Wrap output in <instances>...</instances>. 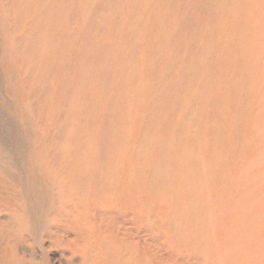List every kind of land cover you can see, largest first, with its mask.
<instances>
[{"label": "rangeland", "instance_id": "374dc122", "mask_svg": "<svg viewBox=\"0 0 264 264\" xmlns=\"http://www.w3.org/2000/svg\"><path fill=\"white\" fill-rule=\"evenodd\" d=\"M32 2L56 74L30 151L44 147L53 164L60 150L59 164L87 176L103 165L110 192L87 185L68 202L78 211L46 218L72 233L55 246L31 239L26 258L264 264V16L255 49L253 0ZM3 74L0 60L1 85ZM0 94L11 99L4 85Z\"/></svg>", "mask_w": 264, "mask_h": 264}, {"label": "bare ground", "instance_id": "6f19581e", "mask_svg": "<svg viewBox=\"0 0 264 264\" xmlns=\"http://www.w3.org/2000/svg\"><path fill=\"white\" fill-rule=\"evenodd\" d=\"M253 3L252 39L257 49L261 47L257 38L262 13L264 16V0H253ZM32 5V0H0V60L5 72L3 85L11 95L8 102L0 94V217L3 218L0 220V264H32L20 249L28 246L31 239L40 243L50 240L55 246L60 239L67 238L72 231L48 224L46 218L54 214L67 217L78 211L79 204L68 202L82 201L87 185L101 195L110 192L103 165H95L97 169L93 168L87 176L84 173L90 167L59 164L60 150H55L53 164L48 163L44 147L30 151L33 120L43 121L47 115L46 73L56 74L54 68L46 65L44 12L32 17ZM51 8L57 13L55 6ZM34 61L38 64L36 69L31 68ZM3 85L0 83V90ZM73 144L80 150L83 139L74 138ZM17 152H20L19 158ZM22 163L29 167L21 169L17 164ZM65 180L77 189L76 195L68 196L65 192ZM63 201L66 206L60 207Z\"/></svg>", "mask_w": 264, "mask_h": 264}]
</instances>
